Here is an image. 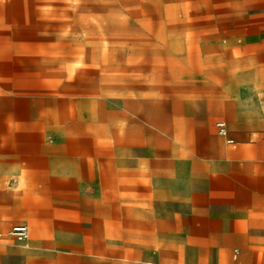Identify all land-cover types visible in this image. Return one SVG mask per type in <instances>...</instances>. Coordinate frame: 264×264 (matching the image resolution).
I'll use <instances>...</instances> for the list:
<instances>
[{
    "label": "rangeland",
    "instance_id": "obj_1",
    "mask_svg": "<svg viewBox=\"0 0 264 264\" xmlns=\"http://www.w3.org/2000/svg\"><path fill=\"white\" fill-rule=\"evenodd\" d=\"M183 2L0 0V152L1 143L16 136L39 145L41 154V164L17 169L20 181L0 159V221L16 222L10 212L20 199L45 223L42 239L50 238L55 214L75 223L100 213L99 221L112 223V208L130 206L131 192L145 205L152 176L162 175V159L169 162L174 192L168 204L155 198L154 205L175 208L186 199L173 176L208 171V157L199 154L226 144L215 119L195 111L224 84L236 96L264 94L258 74L264 51L242 48L260 42L258 34L234 38L238 46L221 36V50L168 48V21L193 11ZM26 174L37 180L21 181ZM29 227L28 240L2 232L0 242L26 245L35 238ZM133 249L106 247L125 261ZM175 251L154 247L151 264H184ZM0 264L27 261L0 251Z\"/></svg>",
    "mask_w": 264,
    "mask_h": 264
},
{
    "label": "crops",
    "instance_id": "obj_2",
    "mask_svg": "<svg viewBox=\"0 0 264 264\" xmlns=\"http://www.w3.org/2000/svg\"><path fill=\"white\" fill-rule=\"evenodd\" d=\"M183 5L193 11L168 21L172 24L168 48L221 50V36L224 42L230 40L229 46H238L234 38L258 34L260 42L245 43L242 48L264 51V0H184ZM258 74L264 79V66L258 68ZM221 87L202 99L201 109L195 113L215 119L214 123L224 120L234 143L224 139L226 144L217 142L204 148L199 156L208 157V171L173 176L181 179L186 198L178 207L154 205L155 198L168 204L174 192L169 162L157 160L162 163V175L152 176L145 205H141V195L131 192L130 206L112 208V223L99 221L100 213L75 223L55 214L49 225L50 238L42 239L45 223L33 214L32 205H23L18 199V210L10 212L16 222L1 220L0 231L5 233L13 224L26 223L30 235V223L35 238L26 245L3 240L0 251L22 256L27 264H151L153 248L159 247L163 251L175 248L173 256L184 264H264V94L236 96L225 84ZM254 134L259 136L258 141L249 140L248 136ZM11 139L1 143L0 159L16 169L9 175H13V181H20L22 175L17 169L41 164L40 149L36 153L39 145L27 138ZM134 171L130 169L131 176ZM23 177L21 181L37 180L35 174ZM110 231L116 235L111 237ZM41 245L49 249L44 252ZM106 247H130L134 252L125 261V255L107 253ZM166 257L162 254L163 259Z\"/></svg>",
    "mask_w": 264,
    "mask_h": 264
},
{
    "label": "built area",
    "instance_id": "obj_3",
    "mask_svg": "<svg viewBox=\"0 0 264 264\" xmlns=\"http://www.w3.org/2000/svg\"><path fill=\"white\" fill-rule=\"evenodd\" d=\"M216 132L219 136L223 137L225 141L229 144H233L234 140L228 135L227 124L224 120H216L214 123ZM8 236L13 237L16 241H24L28 238L29 228L26 223H16L9 227L6 231ZM2 232L0 231V236Z\"/></svg>",
    "mask_w": 264,
    "mask_h": 264
}]
</instances>
